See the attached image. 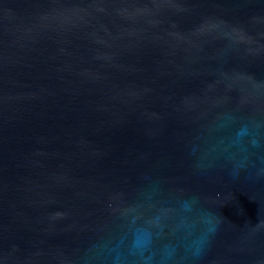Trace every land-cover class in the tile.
I'll list each match as a JSON object with an SVG mask.
<instances>
[{
  "label": "water",
  "instance_id": "water-1",
  "mask_svg": "<svg viewBox=\"0 0 264 264\" xmlns=\"http://www.w3.org/2000/svg\"><path fill=\"white\" fill-rule=\"evenodd\" d=\"M0 264H264V0H0Z\"/></svg>",
  "mask_w": 264,
  "mask_h": 264
}]
</instances>
